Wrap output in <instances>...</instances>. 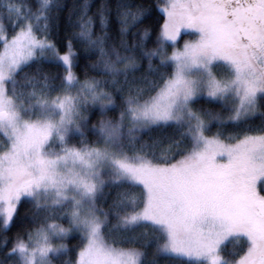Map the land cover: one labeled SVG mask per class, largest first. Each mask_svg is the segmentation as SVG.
Returning a JSON list of instances; mask_svg holds the SVG:
<instances>
[{
	"label": "snow or ice",
	"instance_id": "obj_1",
	"mask_svg": "<svg viewBox=\"0 0 264 264\" xmlns=\"http://www.w3.org/2000/svg\"><path fill=\"white\" fill-rule=\"evenodd\" d=\"M0 264H264V0H0Z\"/></svg>",
	"mask_w": 264,
	"mask_h": 264
},
{
	"label": "trees",
	"instance_id": "obj_2",
	"mask_svg": "<svg viewBox=\"0 0 264 264\" xmlns=\"http://www.w3.org/2000/svg\"><path fill=\"white\" fill-rule=\"evenodd\" d=\"M69 2H71V0H69ZM80 64H81V69H82V68H83V64H84V61H83V60H81ZM113 223H115V221H113ZM72 243H73V244H75V243H76V241H75V240H73V241H72Z\"/></svg>",
	"mask_w": 264,
	"mask_h": 264
},
{
	"label": "rangeland",
	"instance_id": "obj_3",
	"mask_svg": "<svg viewBox=\"0 0 264 264\" xmlns=\"http://www.w3.org/2000/svg\"><path fill=\"white\" fill-rule=\"evenodd\" d=\"M186 39H188L189 37H185ZM67 242V241H66Z\"/></svg>",
	"mask_w": 264,
	"mask_h": 264
}]
</instances>
